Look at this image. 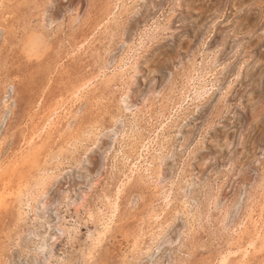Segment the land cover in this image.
<instances>
[{
	"label": "rangeland",
	"instance_id": "obj_1",
	"mask_svg": "<svg viewBox=\"0 0 264 264\" xmlns=\"http://www.w3.org/2000/svg\"><path fill=\"white\" fill-rule=\"evenodd\" d=\"M0 264H264V0H0Z\"/></svg>",
	"mask_w": 264,
	"mask_h": 264
}]
</instances>
